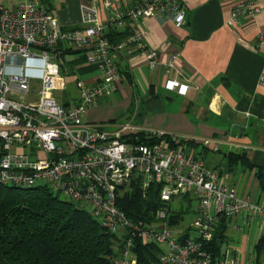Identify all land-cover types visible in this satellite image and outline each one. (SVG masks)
<instances>
[{
    "label": "built area",
    "instance_id": "built-area-1",
    "mask_svg": "<svg viewBox=\"0 0 264 264\" xmlns=\"http://www.w3.org/2000/svg\"><path fill=\"white\" fill-rule=\"evenodd\" d=\"M102 3L109 12L106 21L100 20L95 2L83 4V27L70 30L62 28L41 0H0V183L21 188L46 184L87 209L121 242L109 257L111 264H140L136 241L157 250L151 264H243L238 251L227 250L215 260L208 243L222 219L243 215L245 225L264 222V198L255 201L239 195L199 155L173 148L166 141L140 142L141 132L162 138L169 135L164 130L143 129L132 120L111 127L109 122L84 119L88 109L124 81L114 52L145 51L150 70L161 65L159 52L148 48L135 26L143 17L168 18L177 27L183 26L185 0ZM261 10L258 0H234L227 22L236 26L243 15L255 20ZM126 27L127 38L114 46L108 30ZM260 42L264 44V36ZM69 48L82 52L86 65L97 72L95 84L77 78L74 105L54 95L67 89L69 69L62 53ZM8 65L16 70L7 72ZM173 65V61L166 64V73ZM167 87L182 95L189 90L178 79L168 80ZM220 143L212 138L201 140L213 151ZM136 175L143 177L145 191L152 183L161 186V204L148 218H131L119 204ZM186 197L197 202L191 210L193 222L174 227L170 221L174 206L184 207Z\"/></svg>",
    "mask_w": 264,
    "mask_h": 264
},
{
    "label": "crops",
    "instance_id": "crops-1",
    "mask_svg": "<svg viewBox=\"0 0 264 264\" xmlns=\"http://www.w3.org/2000/svg\"><path fill=\"white\" fill-rule=\"evenodd\" d=\"M41 2L64 29L83 27V4L95 2L100 20L109 18L103 0ZM258 3L262 10L256 19L243 15L236 26L227 22L234 0H185L187 21L181 27L168 18H141L135 29L148 48L159 52L161 65L150 70L145 51L114 52L124 81L117 91L105 94L88 109L84 119L109 122L111 127L132 120L143 129L164 130L179 139L200 143L188 153L201 156L239 195L260 201L264 198V44L260 42L264 36V0ZM67 51L70 53L62 57L69 74L95 84L97 72L86 65L82 52ZM73 54L76 57L69 58ZM171 61L174 65L166 73V64ZM15 70L7 66V72ZM173 79L189 85L186 95L167 87L168 80ZM75 82L68 100L62 97L70 105L77 102ZM65 83L68 88L66 79ZM37 87L34 81L33 88ZM206 138L221 142L217 151L202 146L201 140ZM230 153L245 154L233 170L228 165ZM226 223L221 255L227 250L238 251L243 264H264V249L260 255L256 251L264 236V222L254 220L245 225L243 215H237Z\"/></svg>",
    "mask_w": 264,
    "mask_h": 264
},
{
    "label": "trees",
    "instance_id": "trees-1",
    "mask_svg": "<svg viewBox=\"0 0 264 264\" xmlns=\"http://www.w3.org/2000/svg\"><path fill=\"white\" fill-rule=\"evenodd\" d=\"M127 28L108 30L107 36L114 46L127 37ZM65 53L70 52L64 51L63 57ZM139 139L148 144L166 141L173 148L184 150L200 145L193 140L174 141L170 135L150 138L146 132H141ZM244 159L245 154L230 153L228 165L233 170ZM160 188L159 184L152 183L145 191L143 177L136 175L120 199V207L131 218H148L161 204ZM60 195L46 184L21 188L0 183V264H111L109 257L121 242L87 209ZM184 201L187 203L184 208L171 216V225L191 213L193 198L186 197ZM226 220L220 221L208 243L215 260L222 256ZM263 249L264 236L256 245L257 254L260 255ZM135 251L140 264H151L157 258V250H151L140 241H136Z\"/></svg>",
    "mask_w": 264,
    "mask_h": 264
},
{
    "label": "rangeland",
    "instance_id": "rangeland-1",
    "mask_svg": "<svg viewBox=\"0 0 264 264\" xmlns=\"http://www.w3.org/2000/svg\"><path fill=\"white\" fill-rule=\"evenodd\" d=\"M74 57H76V55H71V56H69V58H74ZM66 60V58L64 59V61ZM67 63V62H66ZM68 64V63H67ZM69 65V64H68ZM68 68H69V66H68ZM77 76L76 75H74V74H69V73H66L65 74V79H66V82L67 83H69V86H68V88L66 89V91H64V92H60V91H57V92H55L54 93V95H55V97H57V98H61V97H63V99L65 100V101H67L68 100V94L69 93H73L74 92V82L77 80ZM123 119H124V117H123ZM200 148L199 149H201V146H199ZM185 151L188 153V152H190L189 151V149L188 148H185ZM60 197L62 198V199H66L65 198V196L63 195V194H61L60 195ZM77 206H79V204H77ZM196 206H197V202L196 201H193V204H192V210L194 211L195 210V208H196ZM174 208H175V210H174V214H177L178 212H180V210H182L184 207H182L179 203H177L175 206H174ZM193 218H194V214L193 213H191V214H188V215H186L185 217H184V219H181V221H179V223H177V224H182L183 222H185V225H189V224H192V222H193ZM183 220V221H182ZM186 220V221H185ZM174 227H176V225H173Z\"/></svg>",
    "mask_w": 264,
    "mask_h": 264
},
{
    "label": "water",
    "instance_id": "water-1",
    "mask_svg": "<svg viewBox=\"0 0 264 264\" xmlns=\"http://www.w3.org/2000/svg\"><path fill=\"white\" fill-rule=\"evenodd\" d=\"M32 159H34V158H32Z\"/></svg>",
    "mask_w": 264,
    "mask_h": 264
}]
</instances>
